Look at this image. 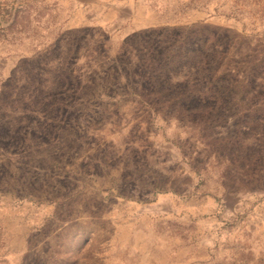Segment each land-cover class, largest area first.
Wrapping results in <instances>:
<instances>
[{"label": "rangeland", "instance_id": "obj_1", "mask_svg": "<svg viewBox=\"0 0 264 264\" xmlns=\"http://www.w3.org/2000/svg\"><path fill=\"white\" fill-rule=\"evenodd\" d=\"M117 1L0 0V264H264V0Z\"/></svg>", "mask_w": 264, "mask_h": 264}, {"label": "crops", "instance_id": "obj_2", "mask_svg": "<svg viewBox=\"0 0 264 264\" xmlns=\"http://www.w3.org/2000/svg\"><path fill=\"white\" fill-rule=\"evenodd\" d=\"M116 1H117V0H116ZM120 1H121V0H118L117 2L120 3ZM117 9L120 10V9H122V7H120V5H119V7L116 8L114 11H117Z\"/></svg>", "mask_w": 264, "mask_h": 264}]
</instances>
